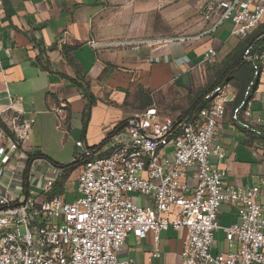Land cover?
I'll return each mask as SVG.
<instances>
[{
	"label": "crops",
	"instance_id": "obj_1",
	"mask_svg": "<svg viewBox=\"0 0 264 264\" xmlns=\"http://www.w3.org/2000/svg\"><path fill=\"white\" fill-rule=\"evenodd\" d=\"M160 19L166 24L172 18ZM214 22L204 24L197 35L160 36L158 21L149 15L131 18L123 27L105 0H0V112L13 99L14 109L32 122L23 150L27 155L40 152L43 158L31 170L50 165L60 175L79 174L85 160L108 155V136L150 107L199 124L207 102L203 98L205 107L188 109L211 87L221 61L242 40L230 35L231 22ZM210 48L215 57L207 65L203 61ZM260 67L242 107L234 103L232 83L224 91L220 167L227 172L226 184L243 192L264 179V63ZM62 106L65 119L58 125L54 110ZM51 138L57 140L56 148ZM68 141L74 149L65 156ZM62 155L76 162L73 171L63 172ZM58 178L63 194L68 177ZM261 190L259 202L264 201ZM133 199L153 204L151 198ZM218 221L222 227L234 224L237 210L221 205ZM185 236L184 229L172 228L161 232L157 243L150 232L139 242L129 235L118 258L130 264H183ZM214 245L213 254L230 250L221 231L214 234Z\"/></svg>",
	"mask_w": 264,
	"mask_h": 264
},
{
	"label": "built area",
	"instance_id": "obj_2",
	"mask_svg": "<svg viewBox=\"0 0 264 264\" xmlns=\"http://www.w3.org/2000/svg\"><path fill=\"white\" fill-rule=\"evenodd\" d=\"M205 9L215 15L216 26L231 22L230 35L238 39L264 20V0H218ZM214 57L210 48L203 62L210 65ZM253 59L264 63V52ZM225 88L204 96L199 124L154 107L135 114L108 136L107 156L83 162L73 202L63 194L47 198L60 170L50 165L31 170L37 159L29 160L23 143L32 122L10 99L0 112V264H130L118 258L127 236L139 242L150 232L157 243L169 228L186 232L183 264H264V201H258L264 179L243 192L226 184L220 167ZM54 112L59 125L65 106ZM38 185L42 192L36 195L30 187ZM134 197L153 204L140 205ZM223 204L238 214L227 227L218 221ZM218 231L230 250L213 254Z\"/></svg>",
	"mask_w": 264,
	"mask_h": 264
},
{
	"label": "rangeland",
	"instance_id": "obj_3",
	"mask_svg": "<svg viewBox=\"0 0 264 264\" xmlns=\"http://www.w3.org/2000/svg\"><path fill=\"white\" fill-rule=\"evenodd\" d=\"M107 8L112 16L121 18L123 27L127 26L128 20L140 21L145 15L152 16L158 21L157 28L160 36L170 35L175 37L193 36L200 33L201 28L207 22L215 19V15L207 14L206 6L212 1L218 0H105ZM169 19L166 24H162L160 18ZM264 22V21H263ZM229 24V23H228ZM263 24V23H262ZM128 37V34L126 35ZM57 140L51 138V146L56 148ZM63 155H71L74 145L68 141ZM62 155V156H63ZM63 156V165L72 162ZM77 170H74L69 176L67 187L63 190V200L73 202L76 198L75 180ZM36 195L42 192L41 186H31ZM220 248V246H219ZM221 249V248H220Z\"/></svg>",
	"mask_w": 264,
	"mask_h": 264
},
{
	"label": "trees",
	"instance_id": "obj_4",
	"mask_svg": "<svg viewBox=\"0 0 264 264\" xmlns=\"http://www.w3.org/2000/svg\"><path fill=\"white\" fill-rule=\"evenodd\" d=\"M264 52V22L261 23L251 35L242 39L233 48V50L225 56L221 61L222 66L215 72V80L211 87L206 89L195 101L191 104L188 112L195 109H200L206 106V102L203 101L204 94L208 91L215 89L216 87H224L230 85L236 89V97L234 103L242 107L249 98V93L252 87L256 83V75L260 73V62L255 61L253 57ZM29 160L42 159L43 155L40 152L34 154H28ZM76 168V162L73 164L63 166V172L73 171ZM27 175V174H26ZM61 180L66 179L68 176L64 173L60 175ZM59 179V178H58ZM63 181L57 180L50 192L47 194V198L62 194Z\"/></svg>",
	"mask_w": 264,
	"mask_h": 264
},
{
	"label": "water",
	"instance_id": "obj_5",
	"mask_svg": "<svg viewBox=\"0 0 264 264\" xmlns=\"http://www.w3.org/2000/svg\"><path fill=\"white\" fill-rule=\"evenodd\" d=\"M74 162H72V164H73Z\"/></svg>",
	"mask_w": 264,
	"mask_h": 264
}]
</instances>
